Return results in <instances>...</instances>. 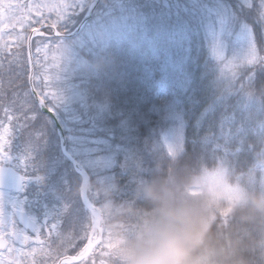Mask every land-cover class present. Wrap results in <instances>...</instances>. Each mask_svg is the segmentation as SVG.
Returning <instances> with one entry per match:
<instances>
[{
  "label": "trees",
  "instance_id": "trees-1",
  "mask_svg": "<svg viewBox=\"0 0 264 264\" xmlns=\"http://www.w3.org/2000/svg\"><path fill=\"white\" fill-rule=\"evenodd\" d=\"M186 4V0H102L87 25L94 26L95 40L79 55L62 54L54 87L76 97L63 102L57 117L64 125L68 152L77 142V148L94 142L113 161L123 160V153L150 157L144 167L151 173L135 182L133 174L119 165L112 169L113 186L89 182L88 192L96 189L104 194L106 236L118 228L129 238L135 235L151 210L144 195L149 185L163 183L179 190L211 168L221 187L233 193H215L210 227L228 255L225 264H264V215L253 214L240 203L245 193H264V65H253L255 59L237 65L231 77L220 73L212 59L209 27ZM88 9L77 10L73 23L61 29L63 34L71 33ZM230 19L234 30L247 29L252 40L243 18L238 24ZM17 45L11 51L23 53L19 57L23 62L27 44ZM253 47L255 55L264 58V34ZM4 52L0 60L5 59ZM26 68L30 74V65ZM48 68L56 75L50 56ZM44 118L50 125L45 147L32 153L44 181L29 183L20 194L28 197L25 212L33 216L54 214L52 210L66 202L60 193L81 192V175L62 152L59 126L51 115L45 113ZM176 128L181 129L180 137L172 134ZM164 135L175 143L182 139L186 154L165 153ZM225 144L227 148L222 147ZM23 151L18 133L12 152L21 156ZM73 157L87 167V157ZM72 203L76 214L66 219L65 228L87 223L83 202L77 197ZM85 243L76 240L75 246L65 244L60 252L77 255ZM91 259L84 264H91ZM110 264L120 261L111 255Z\"/></svg>",
  "mask_w": 264,
  "mask_h": 264
},
{
  "label": "snow or ice",
  "instance_id": "snow-or-ice-1",
  "mask_svg": "<svg viewBox=\"0 0 264 264\" xmlns=\"http://www.w3.org/2000/svg\"><path fill=\"white\" fill-rule=\"evenodd\" d=\"M77 9L84 10L78 0H25L24 3L20 0H7L4 14L0 16V20L7 16L14 19L23 31H31V35L18 33L15 37L18 47L27 44V56L23 62L19 59L23 53L12 52L8 45H5V59L0 60V264H25L29 258L30 264H76L77 261L84 264L89 258H92L91 264H110L113 244L111 237L105 235L102 223L105 203L102 192L96 189L92 192L77 191L76 196L70 192L67 195L60 193L66 202L58 210L53 209L54 214L36 216L29 212L26 214L28 197L19 195L29 183L44 181L32 153L43 149L47 141L50 125L44 114L55 116L63 104V97L54 87V81L59 79L58 72L63 58L60 51V38L63 36L61 26ZM225 15L234 18L237 24L243 18L252 31L255 43L264 34V0H220L218 4L211 5L201 18L202 25L212 21L211 48L215 60L228 69L236 70L237 61L227 54L229 31ZM2 38L3 30L0 29ZM33 48L37 54L43 51L44 55L37 59L32 55ZM49 56L52 68L58 70L54 76L48 68ZM5 63L7 68L4 67ZM255 64L264 65V58L258 54L253 62ZM27 65L34 69L31 74L27 71ZM16 68L22 70L16 71ZM18 133L24 151L21 156H14L12 147ZM172 134L180 137L181 129H173ZM222 147L227 148L228 145ZM93 148L81 184L88 180L100 186H113L116 174L112 169L117 165L131 172L134 182L152 171L144 167L145 159L150 157L123 153V160L113 161L94 142ZM169 150L186 154L182 139L174 144L165 143L163 151L167 153ZM6 186L15 190V195H9L7 201L4 198ZM77 197L87 209V223L65 228L66 219L71 220L76 214L72 200ZM21 224L23 228L19 226ZM28 228H31V235L27 233ZM76 240L86 241L77 255L68 256L60 252L61 246H75ZM38 256L41 258L38 259Z\"/></svg>",
  "mask_w": 264,
  "mask_h": 264
},
{
  "label": "clouds",
  "instance_id": "clouds-1",
  "mask_svg": "<svg viewBox=\"0 0 264 264\" xmlns=\"http://www.w3.org/2000/svg\"><path fill=\"white\" fill-rule=\"evenodd\" d=\"M217 181L209 168L179 190L149 185L144 195L151 210L132 238L119 228L110 233L111 255L120 264H225L228 255L210 232ZM240 203L264 215V193H245Z\"/></svg>",
  "mask_w": 264,
  "mask_h": 264
},
{
  "label": "rangeland",
  "instance_id": "rangeland-1",
  "mask_svg": "<svg viewBox=\"0 0 264 264\" xmlns=\"http://www.w3.org/2000/svg\"><path fill=\"white\" fill-rule=\"evenodd\" d=\"M93 1L94 0H78L79 4L83 8L90 5ZM13 2H15V0H13ZM20 2L24 3L25 0H20ZM6 3H7V0H0V16L4 14V7L6 6ZM186 3H187L186 4L187 8L191 9V11H193L195 14L202 15V16H205L206 11L211 5L218 4L215 0H208V1L206 0H186ZM75 12L68 18V20L62 25V27H66L69 24L73 23L72 16L75 14ZM230 21H231L230 17L225 15V24L227 25L228 31H229V38L227 41L228 56L230 58L235 59L237 61V65L242 64V63L253 62L256 59V55H255V50H253L254 47H253V43H252L249 31H247V29L246 30L244 29L234 30L235 28L229 24ZM13 25H15V27H13ZM207 26L209 27L210 38L212 41L213 25H212L211 20L208 21ZM26 27L27 25H25V28ZM0 29L3 30V38L0 39V45H5L6 43L10 41L18 43V41L15 39L18 33L22 35H27V33L23 31L18 24H16V21L14 19H10L7 16L3 20H0ZM95 36H97V33L94 30V26H85L83 31L77 37H74V39H72L70 43H63L64 39H61L60 51L62 54L65 52H73V53L75 52L76 54L79 55L84 49H86V47H88L95 40L96 38ZM1 47L3 48V51L6 50L5 46H1ZM43 55H44L43 51H41L39 54H37L35 51V54H34V56L37 59H40V57H42ZM212 59H213V63L215 64L216 68L218 69L220 73L226 75L227 77H231L230 72L232 69H228L224 65H221L219 62H217L215 58L213 57V54H212ZM59 93L63 97V102L65 103L73 100L76 97L72 93V91H64V92L62 91ZM162 140L164 144L165 143H173V144L175 143L174 139L168 135H164ZM77 143L75 144V149H73L71 153L76 154V155H83L84 157H87L88 160L91 159V156L89 155V153L92 150H94L93 144L85 145L83 148H77L76 147L78 145ZM168 152L171 156L174 155V151L169 150ZM217 183H218L219 190L216 193H219L220 191V193L227 194L228 196L233 195V193L229 192L227 188L223 186L221 187L218 181ZM9 195L11 194H8L5 192V196H4L5 201H7V197ZM28 234L31 235V233H28ZM25 251H27V246H25ZM25 264H28V263L25 262Z\"/></svg>",
  "mask_w": 264,
  "mask_h": 264
},
{
  "label": "water",
  "instance_id": "water-1",
  "mask_svg": "<svg viewBox=\"0 0 264 264\" xmlns=\"http://www.w3.org/2000/svg\"><path fill=\"white\" fill-rule=\"evenodd\" d=\"M100 2V0H97L95 2V4H93V6L90 8V10L88 11V13L85 15V17L83 18V20L80 22V24L78 25V27L72 32V33H69V34H65L63 35V37L65 38H70V37H74L76 36L83 28V26L86 25V23L88 22V20L90 19V17L92 16V14L94 13V10L96 8V6L98 5V3ZM34 71V69L32 68V66L30 65V74ZM50 114L52 117H54V119L57 121L56 119V116H53L51 113H48ZM61 131V138H62V150L64 152V154H66L67 156H69L68 152H67V149H66V138H65V135H64V132L63 130H60ZM70 157V156H69ZM72 159V158H71ZM74 165H75V168L76 170L80 173V175L82 177H84V170L78 165L76 164V162L72 159ZM88 180H85L83 184H81V192H87V188H88ZM5 189H9L7 186ZM9 190H13L15 192L14 189H9ZM18 218V217H17ZM23 225V224H22ZM29 230H31V228H28ZM63 258V257H61ZM79 262V261H77Z\"/></svg>",
  "mask_w": 264,
  "mask_h": 264
}]
</instances>
